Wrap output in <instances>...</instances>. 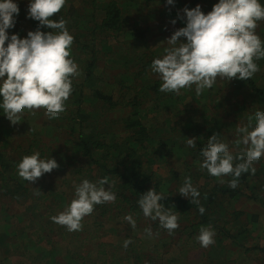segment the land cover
Instances as JSON below:
<instances>
[{
    "label": "trees",
    "instance_id": "1",
    "mask_svg": "<svg viewBox=\"0 0 264 264\" xmlns=\"http://www.w3.org/2000/svg\"><path fill=\"white\" fill-rule=\"evenodd\" d=\"M136 2L141 5L136 6ZM201 3L207 14L218 0ZM260 3L264 5V0ZM156 4L161 5L146 0H66L60 13L52 17L67 21L66 27L74 37L71 58L78 65L79 75L71 78V95L65 102V111L56 119L47 118L41 109L35 115L26 114L22 124L13 126L0 109V207L7 206L8 201L26 206L20 220L39 225L41 244L50 247L46 257L58 264H87L85 255L89 252L83 243L87 238L85 232L91 227L100 235L89 242L100 241L98 247L104 249V254L92 264H110L103 261V255L114 257L121 249L99 238L106 232L117 235L116 229L123 227L112 223L128 214L133 216L139 232L150 227L153 233L150 238L162 243L160 249L148 253L141 246L143 238L129 237L132 243L119 256L128 258L131 264H264V157L254 164L255 175L251 170L241 174L235 189L229 187L234 176L217 178L200 167L203 162L200 151L213 134L220 133L221 139L236 151L231 144L235 126L246 124L247 117L256 110H264V59L256 61L260 71L246 81L218 78L212 88L199 95L195 85L181 89L179 94L159 91L162 81L151 71V64L163 56L164 49L152 50L149 46L152 21L147 16L152 8L149 6ZM163 5L156 19H163L160 34L168 39L185 26V20L178 18L173 24L176 12L184 16L182 8ZM18 6L15 27L8 34L26 38L29 31L39 27V22L28 18V5ZM142 10L146 20L138 17V11ZM40 30L53 31L47 27ZM256 31L264 39V22H260ZM100 66L103 70H99ZM31 124L36 126L30 127ZM41 131L48 135L55 133L60 146L53 147L52 142L39 135ZM16 132L23 134L18 137L25 142L18 146L23 148L21 152L13 155L9 149L13 148L10 142ZM185 137L198 138L194 149L186 145ZM36 151L41 159L54 158L59 168L71 170L72 182L77 185L84 179L95 183L107 177L109 183L104 187L116 195L114 203L95 206L91 224L83 219L84 231L80 234L83 243L76 252L61 251L63 231L54 222L46 224L48 221L43 220L48 216L46 211L38 210L43 202L42 191L46 189L48 197L55 200H47L49 206L53 205L51 217L61 213L76 198L75 187L68 194L65 189L52 190L50 182L44 181L45 176L35 187V183L18 175L19 162ZM165 164L170 166L167 175L163 173ZM186 177L191 178L200 193L199 205L191 204V197L178 192ZM35 188L41 190L40 195L35 194ZM153 188L165 196L160 203L179 217V228L169 234V242L165 238L168 231L160 227L158 220L145 218L138 204L141 196ZM12 204L9 202L8 206ZM200 206L205 209L203 215ZM17 225L19 228L9 230L5 225V231L0 229V254L4 256L0 264L8 261L4 259L9 255L6 252L17 246L20 235L16 236V230L24 228ZM202 226H210L215 232V243L208 248L201 247L196 239ZM126 227L127 233L135 234L136 229L129 223ZM176 248L177 254L168 257L169 251ZM188 248L197 258L191 259Z\"/></svg>",
    "mask_w": 264,
    "mask_h": 264
},
{
    "label": "clouds",
    "instance_id": "2",
    "mask_svg": "<svg viewBox=\"0 0 264 264\" xmlns=\"http://www.w3.org/2000/svg\"><path fill=\"white\" fill-rule=\"evenodd\" d=\"M174 3L175 0H167L168 5ZM65 4L66 0H30L28 18L38 21L39 27L20 38L18 34H8L15 27L14 17L19 15L18 4L0 0V109L13 126L20 124L26 114L35 115L41 109L49 119H56L65 111V102L72 92L71 78L79 75L78 65L71 58L74 37L66 27L67 21L52 19ZM182 11L184 16L179 18L185 20V26L157 45L164 46V54L151 64V71L162 81L159 91L179 94L181 89L195 85L199 95L212 88L218 78L246 81L260 71L256 62L264 59V39L256 31L264 22V5L260 0H218L207 14L200 5ZM42 27L53 31H41ZM197 139L185 137L186 145L194 149ZM231 144L236 151L221 139L220 133L213 134L200 151V167L217 178L234 176L229 187L235 189L241 174L251 170L255 175L254 164L264 157V110H256L247 117L246 124L235 126ZM59 167L54 158L41 159L36 151L25 155L17 170L20 178L34 184ZM108 183L107 177L95 183L87 179L78 185L74 183L76 198L64 211L51 217L52 221L69 232L82 230L83 219L93 213L96 205L115 202V193L104 187ZM178 192L191 197V204H200V193L190 177L184 179ZM35 194L40 195L41 190L35 188ZM164 199L163 193L158 194L153 188L141 196L138 204L145 218L158 220L160 227L171 235L179 228V217L160 203ZM199 212L204 214L203 206ZM123 219L136 228L131 214ZM144 231L149 237L153 235L150 227ZM214 236L210 226H202L196 239L201 247L208 248L215 243ZM131 243L130 238L125 239L124 248Z\"/></svg>",
    "mask_w": 264,
    "mask_h": 264
},
{
    "label": "rangeland",
    "instance_id": "3",
    "mask_svg": "<svg viewBox=\"0 0 264 264\" xmlns=\"http://www.w3.org/2000/svg\"><path fill=\"white\" fill-rule=\"evenodd\" d=\"M144 1L145 0H143V2ZM182 1H184V0H182ZM185 1L189 3V4L186 3L185 6L189 9H193L197 5L201 6V4H202L201 1H204V0H199V2L198 1L195 2L194 0H185ZM13 2L18 3L19 5H22V6H23V4L29 6L30 0H26L25 2H24V0H13ZM147 2L148 3H152V2H160L161 3V5L159 7H157L158 4H156L154 6H149L152 8H150V10L147 11V16L150 17L149 19H150V21H152L150 24V27L152 28V31L150 32V36H151L152 40H151L149 46L152 47V50H156L159 47L164 49V46H157L160 44L161 41L166 40V36L160 34L161 32H163L162 29L164 27V22H163V19L161 21V20H157L156 18H157V15L160 14L158 12L161 9V7L165 6L163 4L167 5V0H146V3ZM140 5H141V2L139 4H138V2H136V6H140ZM181 14L184 15L183 11H181ZM145 15L146 14L143 10L138 11V17H140V19H143V17H144V19L146 20ZM179 17H180V14L176 12L174 20H177ZM171 19L173 20V18H171ZM125 38L129 39L130 37L125 36ZM162 49L159 48L160 51ZM98 68H99V70H103V66H100ZM105 86L109 87V84L105 83ZM23 122L24 121H22L20 124H22ZM29 126L31 127V126H36V125L31 124ZM22 131H25V129H22ZM22 135L23 134H18V132L13 134L14 139L12 140V143L10 142V146H12L13 148L9 149L11 151V153H13V155H16L18 151L21 152V149H23V148H18V146L20 144L25 142L24 138L18 137V136H22ZM39 135L44 136L46 141L52 142L53 147H59L60 146L59 144H57V135L55 133L52 132L51 135H48V134H45L44 131H41ZM21 157L22 156L18 157L17 159H19ZM169 169H170V166L168 164H165L163 166L164 175L168 174ZM70 172H71V170H69V169L58 168L56 170H53L51 173L44 174L43 175V176H45L44 181L50 182L52 190L55 191L56 189H59V191H64V189H65V191L68 194H70V190H71V188H74V183H75V182H72L73 181V174H71ZM41 182H43V177H41L40 179H38L35 182V187H36V185L38 186V184ZM42 195H43V202L41 203L42 206L40 205L38 207V210L40 212L46 211V214L48 216L44 217L43 220L48 221V222H45L46 224H48L50 222H53L51 219V214L53 213V208H52L53 205L49 206L47 200H51L52 202H55V200L53 198L48 197V196H50V193L46 189H44L42 191ZM67 197H69V196L67 195ZM9 202L13 203V204L8 206ZM0 203H1V201H0ZM15 203L16 202L8 201L6 204L7 206L0 207V229L3 230V227L5 228V225L9 226L8 227L9 230L11 228L15 229V227L19 228L17 223H19L21 226H24V228H20V229L16 230V233H17L16 236L20 235V237L18 239V243H17V246L15 248H12V249L8 248L10 251L6 252V253H9V255L7 254L4 258L5 260L6 259L8 260V261H5L6 262L5 264H18V262H20V260L24 261L23 264H27V261L31 262L32 264H34V263L35 264H58L57 262L54 263L53 259H50L48 261V259L46 257V253L48 251H50V247L46 246L45 243H44L45 246L41 244L42 240L39 238V236L41 235V232H39V230H38L39 225H35L32 222L23 223L20 220V217L22 216V212L26 206L17 205ZM45 203H46V205L44 207ZM29 206H32V205L28 204V207ZM54 216H56V215H54ZM123 217L117 218L115 220L116 222L112 223V226L117 227V225L120 224L123 227V228H121L119 226L121 228V230H119L118 228L116 229V231H118L117 235L111 236L113 232H111V233L106 232L105 236L99 238L102 242L109 240L114 245H116L118 248L121 249L120 251H118L116 253V256L114 255V257L112 255H108L107 257H104V255H103V261L109 262L110 264H119V263L120 264H131V262L129 261L128 258H125L123 256H119V254L122 253L125 249L124 248V240L129 238V237H132V238L141 237V238H143L144 242L142 243L141 246H143L142 248L145 249V251L148 253H153L154 251H157V249L162 244L161 241L159 242L158 239H153V238H150L149 236H147V233L145 231L139 232L137 226L135 228L136 229L135 234L127 233L125 230L128 229L126 227V224H128V222L126 220H124ZM85 219L87 220L88 223L91 224L90 215L86 216ZM83 222L84 221H82V225L84 226ZM59 226L61 228V231H63V234H62L63 238L59 243L61 251L62 252H69V253L70 252L71 253L76 252L81 247V244L83 243L82 235H80V234L84 231V229H83L84 227L80 231L69 232L66 227L61 226V225H59ZM106 229H108V226ZM5 230L6 229H4L3 231H5ZM106 231H108V230H106ZM85 233L87 235V238L83 243V245H84L83 248L85 249V251L89 252V255H85L86 256V262H87V264H92L93 262H96L95 259L99 255L104 254V251H102L104 249L98 247V243H100V241L89 242V239L94 238L95 235H100V232L98 234H96V231L94 230V228L91 227V229L88 231V233L87 232H85ZM165 238L168 242L170 241V235L168 232L165 234ZM22 247H24V248H22ZM188 249H190L189 255H190L191 259H194V257L197 258V255L193 254L192 249L191 248H188ZM176 251H177V248L170 250L168 257H170L171 253H172V255L177 254ZM160 252H162V250H160ZM174 252H176V253H174ZM155 255L159 256V255H157V253ZM3 257L4 256L2 254H0V259H3ZM121 257H122V259H120ZM73 262L77 263V261H73ZM190 264H194V263H190Z\"/></svg>",
    "mask_w": 264,
    "mask_h": 264
},
{
    "label": "crops",
    "instance_id": "4",
    "mask_svg": "<svg viewBox=\"0 0 264 264\" xmlns=\"http://www.w3.org/2000/svg\"><path fill=\"white\" fill-rule=\"evenodd\" d=\"M182 2V3H181ZM186 3H188V2H186L185 0L184 1H182V0H175V3H174V5H175V7H177V8H182V9H184L186 6ZM189 4V3H188ZM182 6V7H181Z\"/></svg>",
    "mask_w": 264,
    "mask_h": 264
}]
</instances>
